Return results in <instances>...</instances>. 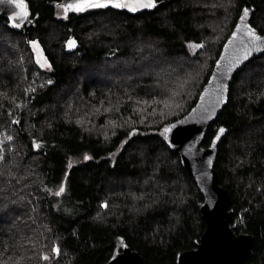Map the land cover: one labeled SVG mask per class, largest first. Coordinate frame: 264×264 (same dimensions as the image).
I'll use <instances>...</instances> for the list:
<instances>
[{
	"label": "trees",
	"instance_id": "obj_1",
	"mask_svg": "<svg viewBox=\"0 0 264 264\" xmlns=\"http://www.w3.org/2000/svg\"><path fill=\"white\" fill-rule=\"evenodd\" d=\"M26 1L32 24L14 31L0 17V264H105L122 243L145 264H176L205 223L161 133L196 102L244 1L156 0L150 11L67 18L58 5L72 0ZM247 1L264 34V0ZM220 127L214 169L230 228L253 237L243 264H264V55L233 79L205 148Z\"/></svg>",
	"mask_w": 264,
	"mask_h": 264
},
{
	"label": "water",
	"instance_id": "obj_2",
	"mask_svg": "<svg viewBox=\"0 0 264 264\" xmlns=\"http://www.w3.org/2000/svg\"><path fill=\"white\" fill-rule=\"evenodd\" d=\"M243 8L250 10L247 22L251 27V17L253 7L247 0H243ZM28 6L29 17L27 20H21L20 27H13L10 17L18 9L7 3H0V17H4L7 21L9 29L18 31L21 27L32 24V12L29 3L24 0ZM151 9H141L136 12L150 11ZM242 9L240 14L242 13ZM239 14V16H240ZM239 23V17L232 28L230 34L224 41L220 53L216 59L219 60L224 55V46L231 39L232 32L235 31L236 25ZM254 28V27H253ZM255 29V28H254ZM256 30V29H255ZM257 31V30H256ZM261 36V34L257 31ZM232 49H229V55ZM264 55V46L260 50L253 51L252 55L240 65H238L231 73L223 75L225 69L216 67V61L213 64L212 71L202 87L196 102L189 111L181 118L166 125L172 126V131L167 133L168 139L164 140L169 150L175 153L181 162L182 167L191 177L196 185L202 202L199 206L201 219L205 223V230L202 233L195 249L180 252L176 256V264H243L245 259L250 255L254 246L253 237L248 234L235 235L230 228L232 212L229 211L231 205V197L228 192L220 186L219 177L214 169L217 157V150L223 137L227 134L225 129L223 134L219 133L220 127L213 136L210 145L205 148L203 146L205 136L209 125H211L220 113L223 111L228 102L229 88L238 72L253 58ZM225 64V61L221 62ZM217 79L213 81V75ZM222 82L227 86L225 92L226 100L214 109L209 103H201L200 96L205 88H215L216 84ZM214 100L215 95L206 98ZM198 105L200 107L198 108ZM193 109H196L194 112ZM220 135L218 140L215 139ZM211 161V164L208 162ZM105 264H145L143 258L135 251H132L125 243L121 244V251L108 259Z\"/></svg>",
	"mask_w": 264,
	"mask_h": 264
},
{
	"label": "snow or ice",
	"instance_id": "obj_3",
	"mask_svg": "<svg viewBox=\"0 0 264 264\" xmlns=\"http://www.w3.org/2000/svg\"><path fill=\"white\" fill-rule=\"evenodd\" d=\"M0 3H7L9 5L15 6L18 9L17 12H14L10 17V22L13 27H20L21 20H27L29 17L28 6L24 2V0H0ZM156 6V0H72V2L67 4L58 5L63 9L65 14V18H67V14L69 12L82 13L88 9H100V8H116V9H127L130 12H136L141 9H151ZM250 10L248 8H243L242 13L239 16V23L236 25L235 31L232 32L231 39L228 40V43L224 46V55L220 56V59L216 61V67L218 69L224 68L225 71L223 75H227L231 73L238 65H240L243 61L247 60L249 56L252 55L253 51L260 50L262 46H264V36H261L257 33V31L249 25L247 22V18L249 17ZM34 51L37 54V64L40 65L41 68L47 66L51 67V65L46 64V60L44 62L41 61V51L39 48V44L37 41L29 42ZM69 47L75 46V41L70 40L68 42ZM190 47L201 48L204 45L196 44L189 45ZM232 49V53L229 55V49ZM225 61V64L221 62ZM213 81L217 79L214 74L212 77ZM187 81H185L186 83ZM51 83V81H49ZM183 87V84H181ZM227 90V86L222 82L216 84L215 88H205L203 93L200 96L201 103H209L211 107L214 109L216 106H219L221 103H224L226 100L225 92ZM174 95H178V93H174ZM215 95L214 100H207L211 96ZM144 103H147L145 101ZM166 106H168L166 104ZM200 105H198V108ZM195 112L196 109H193ZM13 123H19V121L14 120ZM172 131V126L165 127L161 135L165 140L168 139L167 133ZM225 131L224 128L219 129V133L223 134ZM220 135L218 134L215 139L218 140ZM8 140H11L12 137L8 136ZM35 147L39 148V144H35ZM4 159L3 155H0V161ZM85 160L91 159L88 155H85ZM211 164V161L208 162ZM65 187L63 184L59 187V190L55 193L56 196H60L64 193ZM105 207L107 205L105 204ZM53 251L59 255V248H54ZM44 260H48V256L43 257Z\"/></svg>",
	"mask_w": 264,
	"mask_h": 264
},
{
	"label": "rangeland",
	"instance_id": "obj_4",
	"mask_svg": "<svg viewBox=\"0 0 264 264\" xmlns=\"http://www.w3.org/2000/svg\"><path fill=\"white\" fill-rule=\"evenodd\" d=\"M189 45H190V44H189ZM192 45H193V44H192ZM39 48H40V47H39ZM33 50H34V49H33ZM40 51H41V49H40ZM189 51H190L191 53H194V52L196 51V47H190V46H189ZM34 53H35V58H36V60H37V54H36L35 51H34ZM41 61H42V62L45 61L42 51H41ZM46 67H47V66H45V67H43V68H46Z\"/></svg>",
	"mask_w": 264,
	"mask_h": 264
}]
</instances>
